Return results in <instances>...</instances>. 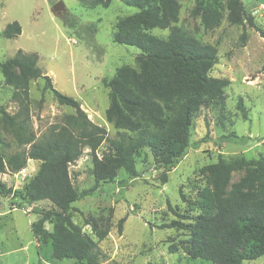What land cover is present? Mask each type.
<instances>
[{
	"label": "rangeland",
	"instance_id": "1",
	"mask_svg": "<svg viewBox=\"0 0 264 264\" xmlns=\"http://www.w3.org/2000/svg\"><path fill=\"white\" fill-rule=\"evenodd\" d=\"M59 0H0V61L12 57L17 49L37 55L42 75H48L54 88L75 98L87 117L103 126L107 137L116 138L119 130L106 121L105 109L109 104L108 80L124 66L137 69L140 50L131 45L112 41L119 19L138 11L120 0H111L107 7H89L80 0H60L64 8L54 13L52 5ZM212 0H179L180 8L175 25L195 36L201 42L216 48V62L208 74L227 78L223 103H206L191 120L189 147L186 154L173 166L154 163L149 148L134 152L137 175L131 177L119 169L112 181H96L92 175L89 148L69 165L68 171L76 190L95 186L91 194L72 203L71 217L82 230L96 240L83 219H111L107 236L97 242L102 256L97 264H214L201 258H191L182 250L187 231L161 228L158 225L178 218L168 207L181 214L195 215L197 194L203 187L213 189L212 177L206 166L219 159L231 161L244 158L264 163V0H242L245 16L242 23H230L227 9L217 26L205 29L200 15L194 14L197 3L207 5ZM223 5L227 0H216ZM17 20L21 33L12 38L2 35L6 23ZM159 37H166L168 29L146 28ZM16 72V70H13ZM10 86L0 72V108L10 114L17 111L11 100ZM242 102L245 111L238 108ZM74 109L59 104L50 89L44 88L42 77L29 83V121L35 140L48 136L64 123V117ZM131 137L134 133L127 132ZM229 134L243 136L244 141L230 140ZM103 141L96 150H107ZM13 135L0 123V151L10 155L20 150ZM40 161L29 159L17 171L0 173V180L19 191L18 194H0V264H74L73 259L49 258L47 244L38 253L30 224L42 210L53 206L48 200L29 202L20 191L35 173ZM231 172L227 191L241 181L246 169ZM125 216L121 232L117 221ZM181 220V219H180ZM188 221V219H182ZM51 229V224L45 223ZM176 244L174 253L168 245ZM242 264H264V255L245 260Z\"/></svg>",
	"mask_w": 264,
	"mask_h": 264
},
{
	"label": "trees",
	"instance_id": "2",
	"mask_svg": "<svg viewBox=\"0 0 264 264\" xmlns=\"http://www.w3.org/2000/svg\"><path fill=\"white\" fill-rule=\"evenodd\" d=\"M80 1L89 7H107L111 2ZM120 1L138 11L117 21L112 41L135 46L140 52L137 69L121 67L107 83L109 104L105 118L122 130L116 138L107 137L106 129L92 122L75 98L53 87L50 77L42 75L36 54L19 48L12 57L0 61L4 82L12 89L11 100L18 106L12 114L0 108V123L22 147L7 156L0 151V173L7 169L20 170L29 159L40 161L20 194L29 202L48 200L53 206L42 210L41 216L30 224L38 253L50 244L51 259L68 258L73 259L74 264H97L102 256L97 242L110 231V218L102 220L86 216L83 224L90 226L95 240L71 217L72 203L95 189L94 186L78 192L68 171L84 148L90 150L91 171L96 183L112 181L119 169L131 177L136 176L134 152L142 147L149 148L157 166L173 167L189 147L193 114L206 103L222 104L224 88L229 84L227 78L208 74L216 62V48L174 24L178 20L179 0ZM224 8L230 23L243 22L246 13L242 0H227L225 5L212 0L205 6L199 2L193 13L200 15L205 29H212L219 24ZM146 28L168 29V34L159 37ZM260 32L264 37V32ZM20 33L17 20L6 23L2 30L6 38ZM39 77L44 79V88L52 91L56 101L73 108L74 112L67 114L64 123L48 136L35 140L28 124L29 83ZM238 108L245 115L240 100ZM227 138L245 140L236 134H229ZM103 141L108 142V147L98 156L96 150ZM250 163L253 161L244 158L219 159L207 165L213 189L203 187L198 191L193 203L198 209L195 215L181 214L168 203L170 210L181 220L158 226L187 231L182 244L187 256L214 264H242L264 255V163L258 160L255 168L247 167ZM244 167H247L246 175L227 191L231 172ZM18 193L0 180V194ZM125 219L123 216L116 223L119 232ZM45 223L51 224V229L46 228ZM176 250V244L168 245L170 253Z\"/></svg>",
	"mask_w": 264,
	"mask_h": 264
},
{
	"label": "water",
	"instance_id": "3",
	"mask_svg": "<svg viewBox=\"0 0 264 264\" xmlns=\"http://www.w3.org/2000/svg\"><path fill=\"white\" fill-rule=\"evenodd\" d=\"M63 8H64V4H63V2L60 1V0L57 1V2H55V3L52 5V11H53L54 13H57V12L61 11Z\"/></svg>",
	"mask_w": 264,
	"mask_h": 264
}]
</instances>
